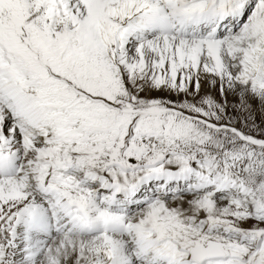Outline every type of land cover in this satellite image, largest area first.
<instances>
[{"label": "snow or ice", "instance_id": "obj_1", "mask_svg": "<svg viewBox=\"0 0 264 264\" xmlns=\"http://www.w3.org/2000/svg\"><path fill=\"white\" fill-rule=\"evenodd\" d=\"M250 100L264 0H0V264H264Z\"/></svg>", "mask_w": 264, "mask_h": 264}, {"label": "rangeland", "instance_id": "obj_2", "mask_svg": "<svg viewBox=\"0 0 264 264\" xmlns=\"http://www.w3.org/2000/svg\"><path fill=\"white\" fill-rule=\"evenodd\" d=\"M148 95H171V94H167V93H148ZM200 96H204V95H212L214 96L217 100H223L224 98H226L227 101V111L228 114L234 118V120H236L238 122V126H243V122L247 116V113L245 112H241L239 109V105L241 103L240 98L238 96H229V95H225L224 98L221 97V95L217 94L213 89H210L208 87H204L202 86L200 88ZM237 98V99H236ZM180 100L185 99V97L183 95H181L179 97ZM251 102V101H249ZM251 109H252V114H253V118L256 122L257 125L264 127V107L260 104L257 103L255 105V103L251 102ZM258 107H261V109H258Z\"/></svg>", "mask_w": 264, "mask_h": 264}, {"label": "bare ground", "instance_id": "obj_3", "mask_svg": "<svg viewBox=\"0 0 264 264\" xmlns=\"http://www.w3.org/2000/svg\"><path fill=\"white\" fill-rule=\"evenodd\" d=\"M204 86V87H208L210 89H213L217 94L220 95V92H219V88H218V85L217 86H213L211 83H210V80L209 78H202L201 79V87ZM200 87V88H201ZM225 95H229V96H234L235 94L233 93H226ZM235 96H238V95H235ZM239 97V96H238ZM237 99V98H236ZM252 103H255V105L257 103H260L258 100H250ZM250 102V104H251ZM252 105V104H251ZM264 107V106H263ZM258 109H261V107H258ZM262 110V109H261Z\"/></svg>", "mask_w": 264, "mask_h": 264}]
</instances>
